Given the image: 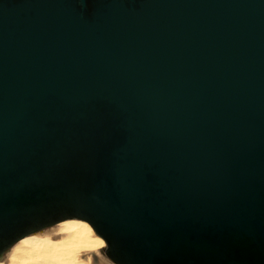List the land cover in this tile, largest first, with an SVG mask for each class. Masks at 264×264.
Here are the masks:
<instances>
[{
  "label": "water",
  "instance_id": "1",
  "mask_svg": "<svg viewBox=\"0 0 264 264\" xmlns=\"http://www.w3.org/2000/svg\"><path fill=\"white\" fill-rule=\"evenodd\" d=\"M72 216L117 264H264V0H0V251Z\"/></svg>",
  "mask_w": 264,
  "mask_h": 264
},
{
  "label": "clouds",
  "instance_id": "2",
  "mask_svg": "<svg viewBox=\"0 0 264 264\" xmlns=\"http://www.w3.org/2000/svg\"><path fill=\"white\" fill-rule=\"evenodd\" d=\"M110 245L82 216L28 230L0 251V264H117Z\"/></svg>",
  "mask_w": 264,
  "mask_h": 264
}]
</instances>
